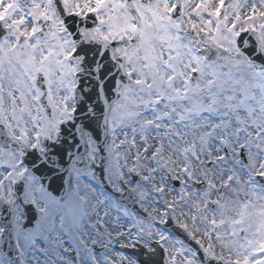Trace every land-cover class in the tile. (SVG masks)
<instances>
[{
	"label": "snow or ice",
	"instance_id": "6c2138e0",
	"mask_svg": "<svg viewBox=\"0 0 264 264\" xmlns=\"http://www.w3.org/2000/svg\"><path fill=\"white\" fill-rule=\"evenodd\" d=\"M0 264H264V0H0Z\"/></svg>",
	"mask_w": 264,
	"mask_h": 264
}]
</instances>
